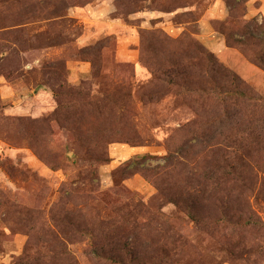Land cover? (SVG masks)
<instances>
[{"label":"rangeland","instance_id":"1","mask_svg":"<svg viewBox=\"0 0 264 264\" xmlns=\"http://www.w3.org/2000/svg\"><path fill=\"white\" fill-rule=\"evenodd\" d=\"M0 264H264V0H0Z\"/></svg>","mask_w":264,"mask_h":264},{"label":"trees","instance_id":"2","mask_svg":"<svg viewBox=\"0 0 264 264\" xmlns=\"http://www.w3.org/2000/svg\"><path fill=\"white\" fill-rule=\"evenodd\" d=\"M227 98L229 99H234V98H237V97H242V98H245V99H248V100H255L256 97L255 96H251V95H248L242 91H235V90H230V91H226L225 94H224ZM55 98H57V95H54ZM94 254H96L98 251L96 249H94ZM99 254V253H97ZM98 257H100L99 255H96Z\"/></svg>","mask_w":264,"mask_h":264}]
</instances>
